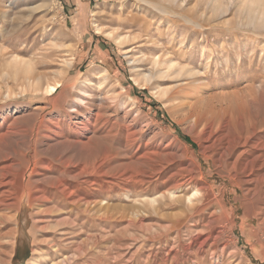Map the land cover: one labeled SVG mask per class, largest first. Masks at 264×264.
<instances>
[{
    "label": "rangeland",
    "instance_id": "374dc122",
    "mask_svg": "<svg viewBox=\"0 0 264 264\" xmlns=\"http://www.w3.org/2000/svg\"><path fill=\"white\" fill-rule=\"evenodd\" d=\"M0 139L78 207L0 208V264H264V0H0Z\"/></svg>",
    "mask_w": 264,
    "mask_h": 264
},
{
    "label": "bare ground",
    "instance_id": "6f19581e",
    "mask_svg": "<svg viewBox=\"0 0 264 264\" xmlns=\"http://www.w3.org/2000/svg\"><path fill=\"white\" fill-rule=\"evenodd\" d=\"M46 91H47V93H50V94L56 93L57 92V86H50L49 85V86H47ZM191 135H193V134H191ZM209 139H211V138L209 137ZM48 141H50V140H48ZM54 142L55 143H54V146H52V148L60 150V152L62 153L63 156H65L64 154L67 152L66 150L68 148L70 150V147L77 148L79 150V153L82 152L83 147H84L81 143H69V142H62L61 143L59 141L57 142L56 140ZM17 146H19V145H17ZM40 146H42V152L44 154L47 153V151L50 149V147H49L50 145H48L46 143H42ZM6 152H8V151H6ZM12 152H10V153H12ZM15 153L6 154L4 157L0 158V208H4V210L6 209V210L13 211L12 209H14L16 207V205H18V204L21 205L19 207V209L14 212L13 217L7 216V217H9V219L17 218L18 215L20 214V212L25 207L30 208L34 212V214H36L37 213L36 206L40 203L46 204L49 202H53L55 204L56 208H58V207L59 208L60 207L65 208L68 205H72V208L77 207V201L76 200L73 201L74 194L68 190L69 188L67 189V187L65 186V182H63L62 180H59L60 179L59 177L57 179V177H53L51 175V173L50 174L48 173L49 171H52L51 167H49L46 163L48 161H46L45 159L40 158V157L38 158V155H37L38 153H36V152L33 154H31V153L26 154L24 152L25 154L24 153L21 154L22 155L21 157L23 160L20 161V159H16ZM79 153H77V154H79ZM193 155H194V153H193ZM194 156H196V155H194ZM220 156H221V154H220ZM72 163H73L72 159L71 160H69V159L64 160L63 159V161H62V164L65 165L64 166L65 169H68V167L70 165H72ZM254 173H255V171H254ZM80 176L81 175L79 174V175L71 176L70 178L78 179ZM72 179H70V180H72ZM81 189H82V187H81ZM55 207H53V208L56 209ZM64 208H62V209H64ZM54 209L52 211H54ZM50 211H51V208H50ZM77 214H78V212H77ZM256 215L259 217L262 215V217H263L264 216L263 210L261 212L259 211L258 213H256ZM252 218H254V217H252ZM79 221H80V219H79ZM10 234L13 235V231H11Z\"/></svg>",
    "mask_w": 264,
    "mask_h": 264
},
{
    "label": "trees",
    "instance_id": "16d2710c",
    "mask_svg": "<svg viewBox=\"0 0 264 264\" xmlns=\"http://www.w3.org/2000/svg\"><path fill=\"white\" fill-rule=\"evenodd\" d=\"M186 140L188 141V139H186ZM28 257H29V252H28L27 255L24 257L23 260L28 259ZM15 260H19V258L16 256V257H15Z\"/></svg>",
    "mask_w": 264,
    "mask_h": 264
}]
</instances>
